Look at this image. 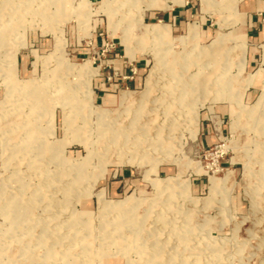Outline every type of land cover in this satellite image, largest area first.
<instances>
[{
	"label": "rangeland",
	"instance_id": "374dc122",
	"mask_svg": "<svg viewBox=\"0 0 264 264\" xmlns=\"http://www.w3.org/2000/svg\"><path fill=\"white\" fill-rule=\"evenodd\" d=\"M148 2L0 0V264H264V0Z\"/></svg>",
	"mask_w": 264,
	"mask_h": 264
},
{
	"label": "bare ground",
	"instance_id": "6f19581e",
	"mask_svg": "<svg viewBox=\"0 0 264 264\" xmlns=\"http://www.w3.org/2000/svg\"><path fill=\"white\" fill-rule=\"evenodd\" d=\"M158 1V0H157ZM156 0H149V2L147 3L148 5H153V6H158V3H156L157 2ZM12 2V1H11ZM174 2L175 3H180L181 2V0H174ZM21 3V2H20ZM17 5V4H16ZM26 5V4H25ZM12 6V5H11ZM10 6V7H11ZM18 6H19V4H18ZM17 7V6H16ZM39 7V6H38ZM1 9V8H0ZM6 9V8H5ZM4 9V10H5ZM7 10V9H6ZM25 10V9H24ZM27 10V9H26ZM37 10V9H36ZM16 11V10H15ZM42 12V11H41ZM21 13V12H20ZM24 14H25V12H24ZM18 15V14H17ZM22 15V14H21ZM17 18V17H16ZM164 26V25H163ZM159 27V26H158ZM166 27V26H165ZM157 29V28H156ZM158 33H159V31H158ZM8 34V33H7ZM153 34V33H152ZM8 37V36H7ZM216 40V39H215ZM4 41V40H3ZM224 43V42H223ZM219 46H220V44H219ZM3 47V46H2ZM14 49H15V47H14ZM17 49V48H16ZM213 50V49H212ZM190 51V50H189ZM191 52V51H190ZM192 53V52H191ZM196 55V54H195ZM16 56V55H15ZM15 56H13L12 57V62H13V64H15V62H16V57ZM166 56V55H165ZM187 57V56H186ZM181 58V57H180ZM179 58V59H180ZM182 59H183V57H182ZM172 60H174V59H172ZM185 60V59H184ZM163 61V60H162ZM179 61V60H178ZM185 63V62H184ZM174 64V63H173ZM161 65H163V64H161ZM187 65V64H186ZM67 66V65H66ZM184 66V65H183ZM14 67V66H13ZM184 69V68H183ZM186 69V68H185ZM165 70V69H164ZM74 71V70H73ZM75 71L76 72H87V68H85L83 65H80V66H77V68H75ZM88 74V73H87ZM8 75H9V72H8ZM12 76V75H11ZM15 77V76H14ZM187 77V76H186ZM182 78V77H181ZM203 78V77H202ZM182 79H184V78H182ZM9 80H11V78L9 79ZM13 80V79H12ZM153 80V79H152ZM196 80V79H195ZM195 80H194V82H195ZM8 82V81H7ZM6 82V83H7ZM12 82V81H11ZM189 82H191V81H189ZM14 83V82H13ZM12 83V84H13ZM181 83V82H180ZM179 83V84H180ZM197 83V82H196ZM25 84H23L22 85V87L24 86ZM187 85H188V83H187ZM18 86V85H17ZM194 86H195V84H194ZM207 86V85H206ZM149 87V86H148ZM24 88H26V87H24ZM196 88V87H195ZM21 89V88H20ZM197 90V89H196ZM17 91V90H16ZM21 91V90H20ZM206 91V90H205ZM13 93V92H12ZM172 93V92H171ZM185 93V92H184ZM27 94V93H26ZM173 94V93H172ZM192 94V93H191ZM25 95V94H24ZM193 96V95H192ZM146 97V96H145ZM179 103V102H178ZM136 105V104H135ZM154 105V104H153ZM131 107V106H130ZM170 107H171V105H170ZM165 108V107H164ZM149 109V108H148ZM167 110V109H166ZM124 111V110H123ZM179 111V110H178ZM133 112V111H132ZM149 112V111H148ZM169 112H170V110H169ZM123 113V112H122ZM166 113V112H165ZM165 113H162V114H165ZM133 114H134V112H133ZM146 114V113H145ZM120 116V115H119ZM169 117V116H168ZM116 118H118V117H116ZM119 118H121V117H119ZM131 119V118H130ZM134 119V118H133ZM153 121V120H152ZM120 122V121H119ZM145 122V121H144ZM149 122V121H148ZM108 125V124H107ZM119 126V125H118ZM138 126V125H137ZM121 127V126H120ZM147 129V128H146ZM35 130V129H34ZM33 130V131H34ZM164 130V129H163ZM138 132V131H137ZM131 136V135H130ZM130 136H126L125 135V137H124V139H125V141H128V139L129 140H131L132 138H133V141L131 140V142H130V144H137L138 142H140V141H142L143 142V139L142 140H139V139H137L138 137H137V135H134L133 137H131L130 138ZM164 136V135H163ZM146 137L144 136V139H145ZM124 141V142H125ZM145 142H147V145L146 146H144V147H142V149L141 150H145V149H148L150 146H152L153 144H152V142L150 141V140H148V139H146V141ZM154 143V142H153ZM152 144V145H151ZM160 145V144H159ZM116 147V146H115ZM135 147V146H134ZM117 148V147H116ZM137 148V147H136ZM162 148V147H161ZM118 149V148H117ZM125 150V149H124ZM123 151V150H122ZM138 151V150H137ZM139 154V153H138ZM140 160H142L141 158H139ZM171 183V182H170ZM173 185H174V183H173ZM176 185V184H175ZM164 188V187H163ZM215 188V187H214ZM210 194V193H209ZM211 196V195H210ZM214 196H215V194H214ZM135 201V200H134ZM137 201V200H136ZM207 202V201H206ZM106 205V204H105ZM196 205V204H195ZM148 207V206H147ZM149 207H151V205L149 206ZM145 211V210H144ZM144 214V213H143ZM143 214H142V216H143ZM146 214V213H145ZM137 222H138V220H137ZM83 223V222H82ZM149 235V234H148Z\"/></svg>",
	"mask_w": 264,
	"mask_h": 264
}]
</instances>
